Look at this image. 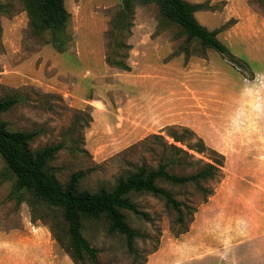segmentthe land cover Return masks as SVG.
I'll list each match as a JSON object with an SVG mask.
<instances>
[{
	"label": "rangeland",
	"instance_id": "374dc122",
	"mask_svg": "<svg viewBox=\"0 0 264 264\" xmlns=\"http://www.w3.org/2000/svg\"><path fill=\"white\" fill-rule=\"evenodd\" d=\"M228 3L226 8V2L219 0L211 10L195 12V17L209 30L221 29L217 37L239 65L213 49H209L205 58L178 54L186 45L185 34L181 27L161 15L154 2L135 0L130 35L117 30L109 35L111 20L122 0H65V8L71 14L67 30L73 39L66 51L59 52L52 43L45 44L48 34L37 37L30 33L21 0H0L4 5L0 11V98L11 94L21 98L10 110L0 113V121L9 130L38 131L30 142L32 150L62 143L63 147L48 163L61 184L72 173L81 171L84 173L79 183L81 189L96 191L101 186L111 189L119 176L142 163L155 166L161 159V147L154 144L152 134L172 142L165 126L104 157L87 147L89 108L72 107L61 83L46 79L50 73L55 74L48 73L47 67L71 69L76 82L84 87V95H95L96 90H91L92 73L101 69L104 50L111 58L131 63L135 68L148 55L153 64L176 73L179 96H186L178 99V111L185 112L179 113L176 123L169 125L190 128L209 149L223 156L220 158L210 150L203 154L189 151L195 159L222 160L219 173L203 183L211 190L206 197L192 185L159 181L160 186L191 208L184 210L188 232L191 230L188 235H174L175 213L165 207L162 199L149 194L131 196L146 216L123 211L127 223L138 233L132 253L125 237L117 232L108 233L102 219L84 221L83 235L97 249L99 264H234V228L254 223L256 215H264V0ZM248 7L257 14L253 21L248 16ZM230 13L241 18L237 26V17ZM114 38L130 48L118 47ZM62 81L67 83L65 79ZM132 81L118 77L116 83L120 86L121 82ZM115 124L116 128L121 127V116ZM96 142L95 137L90 145ZM177 145L185 148L181 143ZM168 170L182 172L175 166H169ZM14 182V175L0 156V264H40L38 260L43 256L61 264L68 253L54 239L51 251L47 250L34 231V226L41 224L50 233V226L63 231L61 211L46 207L28 190L15 191ZM199 240L207 248L187 255V248ZM82 264L92 263L84 260Z\"/></svg>",
	"mask_w": 264,
	"mask_h": 264
},
{
	"label": "trees",
	"instance_id": "16d2710c",
	"mask_svg": "<svg viewBox=\"0 0 264 264\" xmlns=\"http://www.w3.org/2000/svg\"><path fill=\"white\" fill-rule=\"evenodd\" d=\"M28 19L30 33L33 36L48 34L49 40L57 51L63 52L72 40L68 32L71 14L65 8V0H21ZM157 4L161 15L181 27L185 34V43L180 53L186 58L191 56H207L209 49L220 53L231 63L238 61L231 54L227 46L222 43L217 34L221 29L209 30L201 25L195 12L211 10L208 2L191 3L186 0H142ZM135 0H122L121 7L111 20V30L125 32L130 35ZM4 5L0 4V11ZM114 44L122 48H130L121 39L114 38ZM193 45V46H191ZM177 54V53H176ZM121 58L120 56H118ZM108 64L125 71L129 65L106 54ZM20 97L11 94L0 98V113L7 112L20 102ZM165 133L172 142L165 141L164 136L152 134L154 144L161 147L162 156L155 166L142 163L125 176H119L111 189L104 186L96 191L81 189L79 186L84 173H72L68 180L61 184L50 171L48 163L63 147L62 143L46 145L32 150L30 142L39 134L38 131L9 130L4 121H0V156L6 168L14 175L15 191L28 190L36 199L48 208H58L64 222V230L50 226L54 240L68 253L75 264H82L84 260L92 264H99L97 249L93 247L83 235L84 221L102 219L107 225V232H117L125 237L128 250L132 253L134 238L138 236L136 230L130 227L123 211H131L136 215L146 216L131 199L133 194H149L163 200L165 207L176 215V226L172 227L175 236L188 231L185 223V209H191L183 201L177 200L172 192L159 185V181L171 185H192L204 197L211 194V190L203 185L213 179L220 171L222 160L211 158L210 161L195 159L189 151L203 154L207 150L223 158L215 150L209 149L200 137L185 126L169 125ZM194 140V141H193ZM181 143L185 146L177 145ZM169 166L178 167L182 172L169 171ZM190 169V170H188ZM21 200L18 199V202Z\"/></svg>",
	"mask_w": 264,
	"mask_h": 264
},
{
	"label": "crops",
	"instance_id": "0c3cea01",
	"mask_svg": "<svg viewBox=\"0 0 264 264\" xmlns=\"http://www.w3.org/2000/svg\"><path fill=\"white\" fill-rule=\"evenodd\" d=\"M217 1L219 0L214 2L208 0V3L212 6ZM224 1L226 8H228L229 0ZM248 9L249 18L252 21L255 20L257 14L250 7ZM232 16L237 17V23H235L237 26L241 18L238 15ZM147 57L148 55L143 57L137 68L131 63H127L130 70L125 71L108 64L104 50L101 58V69L92 73L94 80L91 84V90H96V93L86 96L84 95V87L76 82L75 74L71 69H60L55 65L47 67L48 73L53 71L55 74L50 73L51 75H48L46 79L52 80L53 83H61L62 87L66 89L63 93L70 96L69 104L72 107L89 108L91 118L86 131L87 142L89 141L87 147L94 153H98L100 157L116 153L156 129L176 123V119L179 118L178 114L185 112L178 111V99H184L186 96H179L177 74L166 71L161 65L153 64ZM24 65L22 64V67ZM86 73L91 74L87 70ZM118 77L132 78L133 81L129 84L121 82L119 86L116 83ZM62 79H65L67 83L63 82ZM127 85L130 86V89L128 88L130 91L127 90ZM202 89L204 88L202 87ZM131 90H136V93ZM181 93H185V90H182ZM198 105L202 107L199 103ZM181 106L183 108V105H180V108ZM118 111H120V115ZM120 116L122 117V125L120 128H116L113 124H115L116 118ZM95 137L97 138L96 145H90V141ZM34 231L39 242L51 251L54 240L49 229L41 224L35 225ZM190 232L191 230L182 235H188ZM198 235L201 239L203 238L201 232H198ZM194 244L187 248V255L194 254L196 249L207 248L202 240L195 241ZM232 249L234 264H242L246 260L250 264H264V215H256L254 223L234 228ZM66 259L63 258L61 264H75L69 256ZM50 260V257L43 256L38 261L40 264H54Z\"/></svg>",
	"mask_w": 264,
	"mask_h": 264
}]
</instances>
